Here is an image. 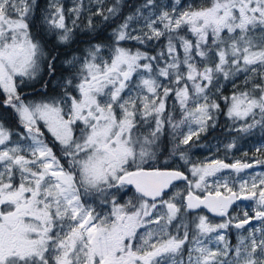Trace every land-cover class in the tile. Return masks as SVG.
<instances>
[{
    "label": "snow or ice",
    "instance_id": "obj_1",
    "mask_svg": "<svg viewBox=\"0 0 264 264\" xmlns=\"http://www.w3.org/2000/svg\"><path fill=\"white\" fill-rule=\"evenodd\" d=\"M257 129L264 0H0V264H264Z\"/></svg>",
    "mask_w": 264,
    "mask_h": 264
},
{
    "label": "trees",
    "instance_id": "obj_2",
    "mask_svg": "<svg viewBox=\"0 0 264 264\" xmlns=\"http://www.w3.org/2000/svg\"><path fill=\"white\" fill-rule=\"evenodd\" d=\"M221 124L222 125L224 124V118H221ZM235 135H236L235 133H232V135L229 136L226 131H223L222 129H218L216 131V133L214 134L215 138L211 139V141L228 140V139L232 138V136H235ZM262 139H264V137H262L260 131L257 129V130H254V134L252 136L247 137V138L238 139V145L242 144L244 146H248L249 147L248 151L251 152L253 150L250 147L251 146V142L255 141V140L261 141ZM194 151H195L196 154H201L202 153V149H195ZM230 154H228V158H229ZM221 156H222L221 158L225 157L224 151H223V154H221ZM194 159H196V158H194Z\"/></svg>",
    "mask_w": 264,
    "mask_h": 264
},
{
    "label": "rangeland",
    "instance_id": "obj_3",
    "mask_svg": "<svg viewBox=\"0 0 264 264\" xmlns=\"http://www.w3.org/2000/svg\"><path fill=\"white\" fill-rule=\"evenodd\" d=\"M230 139H231V138H230ZM230 139H228V140L211 141V143L215 146L217 143H220V142L227 143ZM260 142H261V141H257V140L252 141L250 147L254 150V147L257 146ZM238 147H239L240 151H237V150L234 149V150L232 151V153L230 154L228 160L241 158L242 153H243L244 151H248V148H249L248 146H244V145H242V144H241V145H238ZM223 151H224V149H223V147H222V145H221L220 152H219V153H216V155H217L219 158H221V157H222L221 154H223ZM248 152H249V151H248ZM249 154H251V152H249ZM208 155H210V154H209L206 150L202 149V153H201V154H196V155H195L196 157H194V158H196V159H203L205 156H208ZM257 170H260V169H257Z\"/></svg>",
    "mask_w": 264,
    "mask_h": 264
}]
</instances>
